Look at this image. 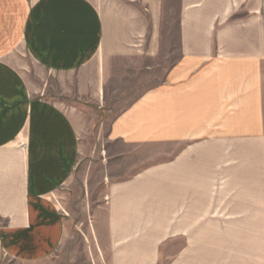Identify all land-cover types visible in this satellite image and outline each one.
<instances>
[{
    "label": "crops",
    "instance_id": "obj_1",
    "mask_svg": "<svg viewBox=\"0 0 264 264\" xmlns=\"http://www.w3.org/2000/svg\"><path fill=\"white\" fill-rule=\"evenodd\" d=\"M0 264H264V0H0Z\"/></svg>",
    "mask_w": 264,
    "mask_h": 264
},
{
    "label": "rangeland",
    "instance_id": "obj_2",
    "mask_svg": "<svg viewBox=\"0 0 264 264\" xmlns=\"http://www.w3.org/2000/svg\"><path fill=\"white\" fill-rule=\"evenodd\" d=\"M98 9H104L111 4L112 0H92ZM18 68L22 72L25 82L33 90L37 91L38 88L44 83L48 77V73H44L35 61L30 57L26 49L19 54ZM104 111L100 109H89L87 110V116L85 122L78 125L77 133L79 137L81 153L80 164L86 160L87 151L95 144L92 140L93 137L98 133H105L107 127L100 125ZM78 168V167H77ZM62 201V199L60 200ZM62 206V203H60Z\"/></svg>",
    "mask_w": 264,
    "mask_h": 264
}]
</instances>
